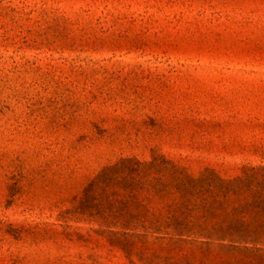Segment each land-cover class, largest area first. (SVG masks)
I'll use <instances>...</instances> for the list:
<instances>
[{"label":"rangeland","instance_id":"1","mask_svg":"<svg viewBox=\"0 0 264 264\" xmlns=\"http://www.w3.org/2000/svg\"><path fill=\"white\" fill-rule=\"evenodd\" d=\"M155 154L264 165V0H0V264H145L73 208Z\"/></svg>","mask_w":264,"mask_h":264},{"label":"trees","instance_id":"2","mask_svg":"<svg viewBox=\"0 0 264 264\" xmlns=\"http://www.w3.org/2000/svg\"><path fill=\"white\" fill-rule=\"evenodd\" d=\"M73 210L120 229L128 257L145 264H264V165L224 176L160 154L125 157L89 181ZM148 239L160 250H132Z\"/></svg>","mask_w":264,"mask_h":264}]
</instances>
